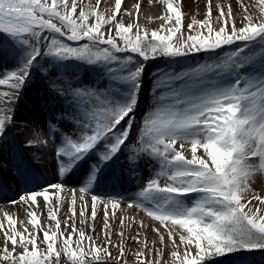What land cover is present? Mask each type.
Returning <instances> with one entry per match:
<instances>
[{
	"label": "snow or ice",
	"instance_id": "obj_1",
	"mask_svg": "<svg viewBox=\"0 0 264 264\" xmlns=\"http://www.w3.org/2000/svg\"><path fill=\"white\" fill-rule=\"evenodd\" d=\"M161 2L166 6V14L160 17L164 24L149 31L138 22L119 18L122 11L131 15L122 8V0H115L114 10L107 15L99 10L101 0H96V7L81 0H0V60L7 59L12 65L8 71H0V86L14 89L18 99L34 67L47 75L50 69L59 71L67 62L76 61L98 70L104 78L99 83L61 79L66 87L53 88L69 109L57 117V123L48 124L54 142L60 134L55 148L59 175L80 174L82 193L89 192L93 184L99 186L106 177L115 179V173L109 176L108 171L131 139L133 128L138 127L139 146L129 147L128 159L135 162L139 154H146L158 164V170L128 206L141 209L165 228V233L152 229L162 245L155 249L156 256L162 258L168 247L167 235L173 264H220L225 256L264 250V194L252 187L257 177H264V0H258V15L242 5L239 26L231 5L225 10L217 3L219 27L213 24L208 0L205 19L194 18L187 25L188 35L183 31L180 0ZM135 8L139 12V0ZM225 47L230 50L224 51ZM199 53H206L207 58L188 63L191 55ZM160 59L165 67L152 73V103L137 126L145 68L148 61ZM12 95L0 93L4 97L0 135L14 118L4 114ZM63 121L74 126L72 133L61 131ZM33 132L36 139H30L29 146L47 145L43 130ZM186 145H190V156ZM17 172L25 184L36 181L22 165ZM61 188L60 183L49 184L40 192L26 191L10 201L27 206L33 231H19L11 214L5 212L11 227L0 223L4 235L0 264H61L62 256L67 264H107L104 257L111 258L113 246L119 251L116 259L124 260V232L117 233L121 240L113 245L107 204L104 244L76 228L75 198L71 216L63 221L66 227L72 221V231H61L57 216L60 197H56L55 211L48 207L49 189ZM38 196L45 200L55 231L51 227L44 230L41 216L31 210L38 206ZM97 199L92 196L93 220ZM109 203L113 209L120 206L115 199ZM86 209L85 204L81 217ZM120 222L122 228L131 227L123 218ZM140 227H145L143 221ZM74 233L79 237L75 241ZM132 239L143 243L134 253L136 264H164L162 259H148L146 237L141 241L137 233Z\"/></svg>",
	"mask_w": 264,
	"mask_h": 264
},
{
	"label": "bare ground",
	"instance_id": "obj_2",
	"mask_svg": "<svg viewBox=\"0 0 264 264\" xmlns=\"http://www.w3.org/2000/svg\"><path fill=\"white\" fill-rule=\"evenodd\" d=\"M92 0H81L83 4L85 2H89ZM96 1V0H93ZM115 0H101L100 10L105 12V14L111 13L114 10ZM137 0H122V8L126 10L127 13H131V15L125 14V12H120L119 14H124L125 17L119 15V18L125 21L126 23L138 22L140 25H146L148 27H152L155 29H159L162 25L160 22L164 24V21L160 19V17L166 14V6L161 2V0H152L151 5L149 4V0H139L141 4V8L139 12L135 8V4ZM182 6V12L184 16L190 17L189 19L193 21V19L202 20L199 17V13L202 10L207 11L208 0H180ZM217 3H220L225 6V10H227L228 5L234 9L236 23L237 26L240 25L239 20V9L240 7L244 10L242 5H245L250 8H254L257 10L258 0H211V15L212 21L215 26L217 25V17L219 12L217 10ZM106 4V5H104ZM251 12V11H250ZM186 17V20H189ZM183 19V28L187 27V23L184 22ZM219 27V26H218ZM154 29V30H155ZM156 62L154 60L150 61ZM149 62V63H150ZM11 62L7 59L0 60V71L6 72L11 68ZM33 71L36 72L37 69L34 67ZM56 71V72H55ZM69 72L67 69L53 70L45 77L33 78V75L30 77L27 85L20 90L18 94V99L16 98V93L14 89H11L7 86H0V93L2 92H11L13 93L11 97V102L7 104V107L4 111V114L13 115V120L10 124L7 125L6 131L0 135V181L8 182L10 190L8 191L7 196H3L0 199V223H4L9 228L11 225H8V222L4 216V213L7 212L11 214L12 218L16 221L15 227L19 231H24L27 228L28 232L33 231V226L29 222L30 217L27 216L25 208L27 206L23 204L12 205L10 203L11 200H18L19 194L17 190H14L16 183L19 181V176H16L17 168L19 165H22L24 168H27L31 171L32 167L36 168L40 172L39 181L35 184H30L26 191H42L47 185L60 183L62 188L59 190L49 189V202L48 207L52 208L54 211L56 209V197H60V210L57 213L58 219L61 221V231L71 232V223L69 221V226H65L63 221L71 216L70 208L73 207V198H75V210L76 215L74 217L75 226L78 230H83L86 232L87 236L92 237L98 244H104V213H105V204H107L108 209V222L112 228L111 240L112 244L115 245L120 242L121 237L117 235L120 231L124 232V237L126 240L125 248L126 255L124 260H118V263L124 264V261H127V264H136L137 257L134 255L135 252L141 250L143 248V243H136L132 239L135 237L137 233L140 234V240L143 241L145 237L147 238L148 249L150 250L146 255L149 260H157L162 259L164 264H173V258L170 253L173 250L170 242L167 239V235H165V243L168 247L163 249V256L157 257L155 253V249H161L162 245L159 242L158 235L152 230L153 228H158L162 233H165V228L161 226L158 221H154L152 218L148 217L141 209L133 206L129 207V201L135 200L136 193L145 186L147 180L151 178L153 173L158 170V164L154 160H150L146 162L144 158L139 159L137 161V165L129 164L127 165V161L125 157L129 156V150L127 149L122 155H119V159L113 165V168L108 171V174L114 172L115 170H119L122 172L123 177L124 172L129 169H132L134 172L133 176L130 175L126 182L122 181V179H118L116 183L118 185L124 186L123 189L127 194L132 193V195L128 196L121 193H107L104 190H94L91 189L87 193H82L80 188L83 186V178L76 175L75 179L72 180V176L75 174H65L63 177L59 175L58 172V158L55 154V148L57 142L60 140V136L56 135V141L54 142L52 137L48 133V124L49 122L55 124L57 123V117H59L65 111H68V104L65 99H63L60 95H58L57 91L50 89L47 91L46 87H50L52 83H56L55 76ZM38 73V72H36ZM79 73V72H77ZM92 76V73L89 74ZM65 77V76H64ZM59 79V78H58ZM144 79V78H143ZM64 80V79H63ZM145 82V79H144ZM37 86H41L42 88L37 92ZM144 89V88H143ZM143 89L141 92H143ZM146 89V88H145ZM144 89V90H145ZM147 90V89H146ZM144 92L140 93V102L139 106H143L145 104L144 100L148 99V101L152 100V98H145ZM48 101H52L56 104L63 105L62 107L44 105L47 104ZM40 102H44L42 107H39ZM143 104H142V103ZM0 103H4V97L0 96ZM139 111V110H138ZM142 111V110H141ZM140 113V111L138 112ZM63 124H68L67 121H63L59 123V128L62 127ZM71 124V123H70ZM33 130H43V139L48 141L47 145L45 144H36L34 146H29L28 141L35 140ZM74 131V126L71 129H66L64 133H72ZM188 148L187 154L190 156V147ZM202 151V150H198ZM23 159L20 161V159ZM140 158V156H139ZM64 160L67 161V157H64ZM94 162V161H93ZM146 162V163H145ZM143 164V165H142ZM131 171V172H132ZM119 177V176H117ZM107 178V177H106ZM106 178L104 181H106ZM257 182L253 185V189L255 192L264 194V187L260 180L256 179ZM110 183V182H108ZM107 185L104 182L100 183L99 186ZM258 185V187H257ZM98 187V186H96ZM105 187V186H104ZM259 189H257V188ZM1 190H5V185L0 186ZM111 189V188H110ZM83 195L84 199L81 200L80 197ZM95 195L98 199L96 201V212L97 216L93 220L91 216L92 212V196ZM117 200L119 203V207L113 209L112 205L109 203L111 200ZM255 203L258 202H254ZM87 205L86 215L81 217L79 212L82 210L84 205ZM37 205L33 206L31 210L37 212L38 216H41L42 224L44 225V230H48L51 227L52 231H55V221L49 219L48 216V208L45 207V200L43 196L37 197ZM113 212L115 215H113ZM121 218L124 219L125 225H131V227H121ZM84 221L81 223V221ZM143 221L145 227H140V222ZM151 227H147V226ZM94 229V230H93ZM27 235V232L25 233ZM78 234H73V241L77 240ZM39 239H43V232H39ZM177 243H179L177 237ZM155 245V247H153ZM4 246V235L0 232V249ZM40 248H46L43 244H38ZM75 247V245H74ZM85 249H89V244L86 241L84 245ZM9 249L11 250V244L9 242ZM17 251H20L18 249ZM109 251L111 252V258L105 256L107 264H113L112 258L119 257V251L116 247H110ZM263 257V256H262ZM260 257V262L262 260ZM129 258V259H127ZM131 258V259H130ZM110 259V260H109ZM259 257L255 259H251V261H243L240 260L239 257H235L230 259L227 257L225 260L220 259V264H261L259 261ZM111 261V262H108ZM116 262V261H115ZM61 264H67L66 258L62 256Z\"/></svg>",
	"mask_w": 264,
	"mask_h": 264
},
{
	"label": "rangeland",
	"instance_id": "obj_3",
	"mask_svg": "<svg viewBox=\"0 0 264 264\" xmlns=\"http://www.w3.org/2000/svg\"><path fill=\"white\" fill-rule=\"evenodd\" d=\"M249 1L250 0H248V2ZM85 4H91L93 7H96V1H93V0L92 1H89V2H85ZM104 5H106V4H104ZM100 7L101 6H99V10H100ZM236 9H239V11H240L239 16H238L239 17V20H240V17H242L244 10L241 9L240 7L236 8ZM249 11H251V14H253V15H258L259 8L257 10H255L254 8H250ZM199 14H200L199 17H201V19L202 18L205 19L206 10H202ZM119 15L125 17L124 14H119ZM186 17L187 16H184L183 17V19H185L184 22H187L188 21V22L192 23V20L189 19L190 17H187L189 20H186ZM135 23L136 22H134V24ZM159 23L163 24L160 21H159ZM190 23H187V25L190 24ZM218 26H219V24L216 25V27H218ZM144 27L147 28L149 31L155 29V28H152V27H148L146 25H144ZM183 31H184L185 35H188L189 34V31H188L187 27H184L183 28ZM69 43L75 44V42H69ZM229 50H230V48H228V47H225V49H224V51H229ZM206 58H207V54L206 53L194 54L192 57H189L188 58V63L194 64L197 61H201L202 62ZM155 61L156 62H153V63H149V64L147 63V66H146L145 71H144V74L145 75H144L143 78H145V84H144L143 88L144 89L145 88L147 89V90L146 89L144 90L142 88L143 89V92H144V95H145L144 99L145 98H152L151 97L152 73L155 70H157L158 68L165 67L164 61L162 59L155 60ZM45 66L47 67V65H45ZM35 68L37 69L36 72H38V73L32 71V74H34L33 75V78H36L37 79L39 77H45L46 76L39 67H35ZM82 68L83 67L81 66V63L80 62H76V61H69V62H67V66L66 67H62L60 69V71L63 70V69H67L69 72H65V74L64 73L60 74V77H59V75H56L55 76V78H56L55 82L56 83H52L50 85V87H46L47 90L50 91V89H53V88L59 89V88L66 87L65 84L61 83V79H64V80H67V81H73V82H75L76 79H79L81 81V83L82 84H85V85L99 83L101 80H104L103 77H100L99 76L98 70H95L93 67L91 68V70H93L94 74L91 77L88 76L87 72L84 75V72H83L84 70H80ZM53 70L54 69H50L47 74H49L50 72H53ZM77 72H79V73H77ZM100 86L101 87H106V83H101ZM37 88L39 90L42 87L41 86H37ZM143 92H141V93L143 94ZM144 102H145V104H143V106H138V110L140 111V113H138L139 111H137V126L140 125V123H141V117H142V115L150 108L151 103H152V100L148 101V99H145ZM138 141H139L138 127H134L133 128V131H132L131 139L128 141V144L125 146V148L129 150V147L132 146V145H136L138 147L139 146V142ZM186 146L190 147V145H186ZM144 155H146V154H139L140 158L143 157ZM139 156H138V159L136 161H139ZM135 162H132V164L134 165ZM135 165H137V164H135ZM131 171H132V169H129L126 172L123 173V174L126 175L125 176L126 177L125 179H128L129 175H132L133 176L134 172L133 171L131 172ZM256 179L260 180L261 183L263 184V187H264V177H257ZM256 179L253 181L254 184L257 182ZM257 187H258V185H257ZM257 189H259V188H257ZM238 255L244 256V257H241V259H243V261H251V259H255L256 257H259V260L258 261L260 262V257L264 256V250H253L251 252L240 253ZM235 257H237V256H235ZM116 258L117 257H115V258L113 257L112 258V260H114L113 261V264H121L120 262L118 263V261H117ZM223 258L225 259L226 256L223 257ZM262 258H264V257H262ZM127 259H129V258H127ZM108 262H111V261H108Z\"/></svg>",
	"mask_w": 264,
	"mask_h": 264
}]
</instances>
